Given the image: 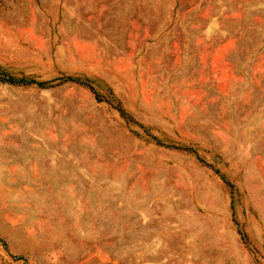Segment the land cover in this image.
Returning <instances> with one entry per match:
<instances>
[{"label":"rangeland","instance_id":"rangeland-1","mask_svg":"<svg viewBox=\"0 0 264 264\" xmlns=\"http://www.w3.org/2000/svg\"><path fill=\"white\" fill-rule=\"evenodd\" d=\"M0 77V264H264V0H0Z\"/></svg>","mask_w":264,"mask_h":264},{"label":"trees","instance_id":"trees-1","mask_svg":"<svg viewBox=\"0 0 264 264\" xmlns=\"http://www.w3.org/2000/svg\"><path fill=\"white\" fill-rule=\"evenodd\" d=\"M1 80H4V81H8V82H21V83H36L38 85H43L44 83L43 82H37L36 80L34 79H29V80H24V79H19V80H13V78L11 77H8V78H3V77H0ZM67 80H73L71 78H65Z\"/></svg>","mask_w":264,"mask_h":264}]
</instances>
